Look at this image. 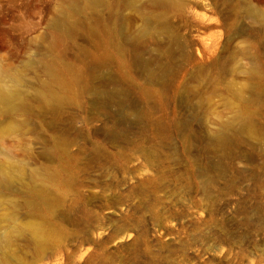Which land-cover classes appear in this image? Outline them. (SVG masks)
<instances>
[{
  "label": "rangeland",
  "instance_id": "rangeland-1",
  "mask_svg": "<svg viewBox=\"0 0 264 264\" xmlns=\"http://www.w3.org/2000/svg\"><path fill=\"white\" fill-rule=\"evenodd\" d=\"M246 1L238 22L251 36L230 40L220 13L194 7L210 19L201 35L220 31L219 43L192 68L166 66L149 112L127 114L123 125L86 124L83 117L95 110L66 105L28 115L18 129H0L7 173L0 181V256L18 264H264V92L243 108L253 137L237 129V120L219 152L205 143L212 119L230 116L241 104L234 92L256 80L239 71L251 65L250 56L261 74L264 34ZM253 2L264 10V0ZM59 4L0 0L1 82L11 84L29 63L38 65V53H49ZM65 37L74 48L76 35ZM222 49L224 63L213 67ZM195 70L215 76L199 99L193 92L203 91L210 75ZM51 194L58 201L50 207L42 195ZM38 220L65 235L41 252L27 231Z\"/></svg>",
  "mask_w": 264,
  "mask_h": 264
},
{
  "label": "bare ground",
  "instance_id": "bare-ground-1",
  "mask_svg": "<svg viewBox=\"0 0 264 264\" xmlns=\"http://www.w3.org/2000/svg\"><path fill=\"white\" fill-rule=\"evenodd\" d=\"M205 1L60 0L56 9L60 15L52 17L54 21L49 25L53 31H50V42L45 46L49 53H38V65L29 63L28 71L16 73L11 84L1 82L0 75V129H18L21 125L29 124L26 120L28 115L34 116L37 111L40 115L54 113L66 105H89L92 111L95 110L83 117L86 124L99 120L118 124L127 114L149 112L157 104L158 80L165 74L166 66L182 64L192 68L199 58L213 52L212 48L219 43L220 31L201 35L207 30L210 19L204 13H198L194 7L220 13L222 18L219 24L224 28L227 40L244 34L251 36L238 22L240 12L245 10L240 11L244 0ZM246 4L252 21L259 24L264 34V10L253 0L246 1ZM73 34L76 35L75 46L68 50L65 36ZM222 51L216 56L213 67L215 64L220 66L222 61L224 63L225 54ZM250 60L251 65L243 66L239 71L245 77H255L256 80L234 92L241 104L230 110V116L222 118L217 115L210 122V137H206L204 142L211 149L218 151L228 142L230 144L229 137L238 128L242 129L241 132L246 129L249 137H253L243 108L251 98L259 97L264 92V62L259 75L255 56H250ZM185 72L190 78L194 76V71L191 73L186 69ZM208 73L210 76L202 70H195L196 76L207 74L209 77H206L207 84L203 91L194 88L193 98H201L203 94L200 93L210 85V88L213 87L211 78L215 76ZM220 75L219 78L222 77ZM224 88L230 90L231 85L227 84ZM88 94L91 99L84 100L83 97L88 98ZM237 120L240 123L236 129L234 124ZM6 177L4 165L0 163V181H5ZM42 187L38 188L41 194L45 192ZM51 196L42 195L50 207L58 201L56 195ZM54 224L50 223L46 228L38 220L27 227L37 251H44L53 241L65 236L62 228ZM0 264L18 263L14 258L0 256Z\"/></svg>",
  "mask_w": 264,
  "mask_h": 264
}]
</instances>
